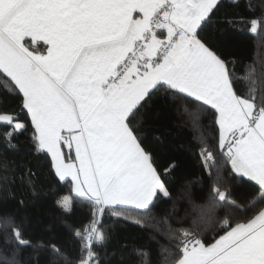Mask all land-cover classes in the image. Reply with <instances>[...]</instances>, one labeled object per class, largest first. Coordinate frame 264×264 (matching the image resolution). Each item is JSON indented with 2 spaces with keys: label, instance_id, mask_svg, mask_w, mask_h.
Returning <instances> with one entry per match:
<instances>
[{
  "label": "snow or ice",
  "instance_id": "6c2138e0",
  "mask_svg": "<svg viewBox=\"0 0 264 264\" xmlns=\"http://www.w3.org/2000/svg\"><path fill=\"white\" fill-rule=\"evenodd\" d=\"M223 4L0 0V142L14 148L30 133L33 150L91 209L73 232L74 257L28 237L18 211H0V264H23L25 250L30 259L42 250L46 264H102L105 214L156 223L146 248L131 245L129 264H264V88L235 76L208 35ZM247 23L264 30V14ZM160 106H180L199 127L210 191L192 215L158 208L178 167L155 134ZM61 206L70 212L71 199Z\"/></svg>",
  "mask_w": 264,
  "mask_h": 264
},
{
  "label": "trees",
  "instance_id": "16d2710c",
  "mask_svg": "<svg viewBox=\"0 0 264 264\" xmlns=\"http://www.w3.org/2000/svg\"><path fill=\"white\" fill-rule=\"evenodd\" d=\"M261 14H264V0H240L239 6L224 0L217 13L220 22L210 25L208 32L229 60L234 75L251 80L257 88H264V30L252 33L247 21ZM224 17L235 18L237 22L226 24ZM2 85L0 81V87ZM157 116L159 131L155 134L163 141L159 147L178 164L175 173L167 177L172 198L158 208L171 211L174 207L181 216L186 212L192 215V204L204 201L210 191V181L195 151L199 127L193 125L180 106L176 109L160 106ZM29 136L30 133H26L18 137L14 148L0 142V164L7 165L0 167V211H18L28 237L33 241L54 240L74 257L78 254V241L73 232L91 219L90 206L73 193L70 179L62 181L55 175L50 157L33 150ZM228 180L232 188L239 187V178L232 181L229 175ZM67 194L72 198L70 212L63 210L59 203V198ZM102 227L110 235L107 247L98 249L102 264H129L127 253L131 245L135 243L146 248L147 237L153 234L156 223L149 222L147 227L141 228L105 214ZM124 243L129 247L123 248ZM29 251L25 250L21 257L23 264H37V258L40 264H46V253L35 251L30 259Z\"/></svg>",
  "mask_w": 264,
  "mask_h": 264
},
{
  "label": "crops",
  "instance_id": "0c3cea01",
  "mask_svg": "<svg viewBox=\"0 0 264 264\" xmlns=\"http://www.w3.org/2000/svg\"><path fill=\"white\" fill-rule=\"evenodd\" d=\"M73 188V187H72ZM74 193V192H73ZM75 194V193H74ZM65 196H68L70 199H71V205H72V198H71V195L67 194V195H63L59 198V203L62 205V202H63V197Z\"/></svg>",
  "mask_w": 264,
  "mask_h": 264
},
{
  "label": "rangeland",
  "instance_id": "374dc122",
  "mask_svg": "<svg viewBox=\"0 0 264 264\" xmlns=\"http://www.w3.org/2000/svg\"><path fill=\"white\" fill-rule=\"evenodd\" d=\"M72 187H73V185H72Z\"/></svg>",
  "mask_w": 264,
  "mask_h": 264
}]
</instances>
